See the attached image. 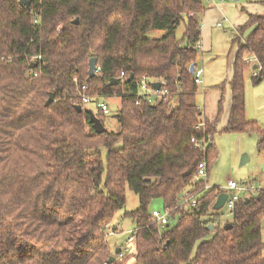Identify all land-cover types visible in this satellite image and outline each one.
Wrapping results in <instances>:
<instances>
[{
  "label": "trees",
  "instance_id": "obj_1",
  "mask_svg": "<svg viewBox=\"0 0 264 264\" xmlns=\"http://www.w3.org/2000/svg\"><path fill=\"white\" fill-rule=\"evenodd\" d=\"M204 2L0 0V264H264V188L238 197L222 221L213 204L223 191L205 190L207 174L193 179L199 162L208 173L217 156L223 110L220 99L217 118L203 116L188 71L200 52ZM232 44L231 109L220 131L252 132L264 153V125L245 114L246 73L254 85L264 80V15L248 14ZM143 76L166 96L136 104ZM81 93L96 103L119 96L116 130L94 131L87 110L76 109L87 103ZM96 116L104 125L107 114ZM126 187L139 202L125 212L133 249L109 262L106 232ZM186 191L196 206L180 204ZM155 200L167 223L152 217Z\"/></svg>",
  "mask_w": 264,
  "mask_h": 264
},
{
  "label": "rangeland",
  "instance_id": "obj_2",
  "mask_svg": "<svg viewBox=\"0 0 264 264\" xmlns=\"http://www.w3.org/2000/svg\"><path fill=\"white\" fill-rule=\"evenodd\" d=\"M19 1V0H17ZM205 1V0H204ZM222 0H215L219 2ZM205 1V5L208 3H215ZM239 3V1H237ZM183 28L180 27L177 31V37H182ZM165 32L163 30H152L148 33V36L161 37ZM228 42H223L219 47L222 56L212 65L203 66L201 62L197 63L198 67L202 70H206L203 75V81L205 84L206 74L208 73L211 78L221 76L224 73V68H219V65L224 63L227 52ZM226 49V50H225ZM225 51V52H224ZM224 52V53H223ZM200 54V53H199ZM201 57L199 56L198 61ZM252 64V62L250 63ZM204 85L197 87L198 94L196 96V102L201 109L205 108L204 99ZM228 85V84H227ZM259 85V86H258ZM253 85L250 77V71L246 73L245 77V114L247 119L256 121L259 125H264V83ZM201 86V87H200ZM229 90V87H228ZM106 102L109 108V114L104 121V127L112 130H116L117 122L114 118L117 110L120 106V98L117 95H111L101 98ZM176 100L172 99L170 102V109L176 105ZM82 109L90 110L93 114L97 113V106L95 99L90 102L84 103ZM215 146L217 147V156L211 162L209 172L207 173V185L210 187L216 186L221 191L235 194L236 189H229L228 182H235L237 186H244L248 183L252 189L250 191L239 192L238 197H243L249 194H255L260 188H264V153L258 152L256 149L257 137L252 132H238L230 133L218 130L213 137ZM102 156H105L106 150L101 148ZM247 155L248 160L240 165V158L242 155ZM231 180V181H230ZM206 184H204L205 187ZM248 185V186H249ZM126 201L123 207L118 209L114 214V217L109 224V228L106 232V240L110 247L111 256L115 255V248H120L124 245L125 241L130 234H133L132 230L135 227L134 222L130 217L125 215L126 211H131L138 207V196L132 190L126 187L125 190ZM151 208L163 212L160 200H155L151 203ZM220 213L221 220L225 221L229 218L225 205L217 209ZM224 223V222H223ZM114 231V233H111ZM134 235V234H133ZM262 241L264 242V216L262 218ZM134 244V242L132 243ZM129 245L133 249V245ZM133 258L128 261L127 264H132Z\"/></svg>",
  "mask_w": 264,
  "mask_h": 264
},
{
  "label": "crops",
  "instance_id": "obj_3",
  "mask_svg": "<svg viewBox=\"0 0 264 264\" xmlns=\"http://www.w3.org/2000/svg\"><path fill=\"white\" fill-rule=\"evenodd\" d=\"M237 1H239V3H237ZM208 4L209 5H205L206 10L201 20V39L199 43L200 54L198 55L194 66H198L197 63L199 62H201L203 66H209L217 62V60L222 56L219 47L223 44V42H228L225 61L219 65L220 69L224 68V73L221 76H216L214 78H211L207 73L205 79L206 85H204L203 75L206 70H202V86L204 85L203 92L205 108L201 110L204 117L210 121H214L217 118L218 102L220 99H223V110L217 125V129L221 130L228 121L231 109L229 81L232 77V62L236 50V46L232 44V39L237 33L239 27L246 23L248 14L264 15V0H222L217 3ZM218 22H221L222 24L217 25ZM250 31L251 29L245 31L244 36L249 34ZM199 56L201 57L200 61H198ZM261 82L264 83V80ZM221 83H224L223 89L218 87Z\"/></svg>",
  "mask_w": 264,
  "mask_h": 264
},
{
  "label": "built area",
  "instance_id": "obj_4",
  "mask_svg": "<svg viewBox=\"0 0 264 264\" xmlns=\"http://www.w3.org/2000/svg\"><path fill=\"white\" fill-rule=\"evenodd\" d=\"M208 2H215V0H205ZM217 25H221V22H218ZM198 48L200 49V46H198ZM40 57H33L30 60L32 62H35L36 60H39ZM245 62L248 63H253L256 61V58L254 56H249L248 58L244 59ZM195 65V64H194ZM99 68L97 67L96 70H98ZM202 68L198 67V66H194L193 71L191 73V77L193 82L195 83V85H197V87L199 85L202 84ZM121 75H123V72L121 73ZM253 75H256V73L254 72ZM153 82H151V80L149 78H147V76H143L140 80V90L138 92V96L136 101V104L139 103V101H146L150 104H154L157 100L163 98L164 96H166L167 94V90L163 89L162 87L156 89L153 87L152 85ZM81 90L85 91L87 90V85L83 84L81 86ZM82 95V100L83 102H88L90 101V97L88 95H85L84 93H81ZM97 109L103 111L104 114H109V108L108 105L105 102H97L96 103ZM193 140V139H192ZM207 171H206V162L205 161H201L198 163L197 169H196V173L193 177V179L195 181L200 180V179H204L206 177ZM248 183H246V185L244 186H237V184L235 182H229L228 184V188L229 189H236L237 192H235V194H229L227 196V199L224 203L226 210H227V215H231L232 214V210H233V206H234V202L237 200L238 196H239V192L241 191H250V189H252V187L249 185ZM204 188H208V185L206 184ZM186 196V198L184 197ZM188 197V192L186 191L184 193V195L181 197V201L180 204H185V202H191L192 206H196L197 202L195 198ZM152 217L158 221L159 223H167V212L163 211L160 212L156 209H154L152 212ZM112 233V232H111ZM134 242V235L130 234L129 237L127 238V240L125 241L124 245L120 248V254L119 255H123L126 254L128 252L131 251V248L129 245H131ZM133 245V244H132ZM104 264H107L106 262Z\"/></svg>",
  "mask_w": 264,
  "mask_h": 264
},
{
  "label": "water",
  "instance_id": "obj_5",
  "mask_svg": "<svg viewBox=\"0 0 264 264\" xmlns=\"http://www.w3.org/2000/svg\"><path fill=\"white\" fill-rule=\"evenodd\" d=\"M19 3L23 4L25 7H29L30 6V3H31V0H19ZM75 22L77 23V19H75ZM96 62H97V58L96 57H91L89 60H88V76L89 77H93L95 75V72H96ZM193 68H194V64H190L189 66V73L191 74L192 71H193ZM132 78V74L129 75L128 77V81L131 80ZM117 79H113L109 84H114V83H117ZM153 87L158 89L160 88V82L158 81H155L152 83ZM53 97H54V93L53 92H50L49 93V96L46 100V105L50 104L53 100ZM76 109L78 111H81L82 110V107L81 105H77L76 106ZM88 114H89V117H90V122L92 123L93 125V128H94V131L96 133H101L105 130V127L104 125L102 124V122L98 119V117L93 114L90 110H87ZM248 160V157L247 155H242L241 158H240V165L241 164H244L246 161ZM227 196H228V193L226 192H221L217 195L216 197V200H215V203L213 204V208L215 210L219 209L220 207H222L227 199ZM248 198H245V201H247ZM211 227V226H210ZM116 253L119 252V248H116ZM114 260V257L111 256L109 257V262H112Z\"/></svg>",
  "mask_w": 264,
  "mask_h": 264
}]
</instances>
